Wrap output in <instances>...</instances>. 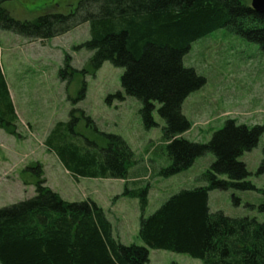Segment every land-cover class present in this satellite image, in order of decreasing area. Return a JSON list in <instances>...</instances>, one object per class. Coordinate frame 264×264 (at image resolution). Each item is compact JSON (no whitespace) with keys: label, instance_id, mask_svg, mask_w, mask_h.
I'll return each instance as SVG.
<instances>
[{"label":"trees","instance_id":"1","mask_svg":"<svg viewBox=\"0 0 264 264\" xmlns=\"http://www.w3.org/2000/svg\"><path fill=\"white\" fill-rule=\"evenodd\" d=\"M8 1L0 0L1 30L46 40L88 24L89 40L76 47L93 52L82 72L94 73L106 61L122 68L121 88L141 102L139 114L147 130L157 126L153 112L155 103L159 105L169 159L159 175L178 174L207 153L214 161L200 177L206 185L180 190L147 217L143 212L149 186L130 188L125 182L121 196L139 200L138 236L143 246L116 241L103 209L94 201L63 200L46 186L39 163L28 166L25 171L33 170L37 176L35 195L0 208V264H148L149 249L185 254L203 264H264V221L228 217L208 207L212 190H254L239 158L257 146L264 126L228 120L206 143L181 137L191 126L181 113L182 103L205 84L193 68L183 65L191 44L226 27L264 50V13H256L246 0H78L67 13L48 12L20 21L3 7ZM70 61L66 55L61 80L77 73ZM84 97L85 85L76 101ZM113 99L123 101L124 96L116 92L106 102L111 105ZM81 121L97 131L83 110L72 108L66 122L54 124L43 146L75 181L126 180L133 158L127 143L106 133H98L99 142L90 140L76 132ZM17 123L0 66V130L17 136ZM258 172H264V160ZM258 211L264 213V203Z\"/></svg>","mask_w":264,"mask_h":264},{"label":"rangeland","instance_id":"2","mask_svg":"<svg viewBox=\"0 0 264 264\" xmlns=\"http://www.w3.org/2000/svg\"><path fill=\"white\" fill-rule=\"evenodd\" d=\"M77 3L78 0H10L3 7L14 19L32 21L48 12L67 13ZM89 38L88 24L46 40H30L0 29V66L18 114L17 136L0 130V208L35 195L37 176L25 168L39 163L46 186L63 200L94 201L103 209L116 241L143 246L138 236L139 200L121 196L125 182L130 188L149 186L143 212L147 217L180 190L206 185L200 177L214 156L207 153L198 157L190 168L170 177L159 175L169 165L162 141L165 122L157 113L159 105L155 103L153 112L157 126L147 130L139 114L141 102L125 95L121 88L122 68L106 61L94 73L82 72L93 52L76 47ZM66 55L77 73L61 80L59 70ZM183 65L193 68L205 84L182 103L181 113L191 124L182 138L206 143L228 120L248 127L264 126V50L260 45L226 27L220 28L193 42L183 56ZM83 85L85 97L76 101ZM116 92L124 100L113 99L109 105L107 96ZM72 108L83 110L97 130L81 121L76 132L96 142L101 140L98 133L115 134L127 143L133 158L126 180L75 181L43 146L54 124L66 122ZM239 160L244 163L246 181L254 190H212L208 194L209 210L221 211L228 217H254L262 222L264 213L258 211V206L264 203V172L259 173L258 169L264 160V131L257 146L244 152ZM235 198L238 204L234 203ZM172 263L203 264L185 254L149 249L148 264Z\"/></svg>","mask_w":264,"mask_h":264},{"label":"water","instance_id":"3","mask_svg":"<svg viewBox=\"0 0 264 264\" xmlns=\"http://www.w3.org/2000/svg\"><path fill=\"white\" fill-rule=\"evenodd\" d=\"M250 8L256 13H264V0H251Z\"/></svg>","mask_w":264,"mask_h":264},{"label":"crops","instance_id":"4","mask_svg":"<svg viewBox=\"0 0 264 264\" xmlns=\"http://www.w3.org/2000/svg\"><path fill=\"white\" fill-rule=\"evenodd\" d=\"M8 89H9V86H8ZM9 93H10L11 100H12V102H13V106H14V108H15V104H14L13 96H12V93H11L10 89H9ZM15 112H16V114H17V110H16V108H15ZM17 117H18V114H17Z\"/></svg>","mask_w":264,"mask_h":264}]
</instances>
